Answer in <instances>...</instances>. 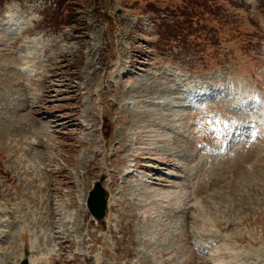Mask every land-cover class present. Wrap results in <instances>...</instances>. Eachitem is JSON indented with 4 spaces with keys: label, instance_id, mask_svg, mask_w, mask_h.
I'll use <instances>...</instances> for the list:
<instances>
[{
    "label": "rangeland",
    "instance_id": "374dc122",
    "mask_svg": "<svg viewBox=\"0 0 264 264\" xmlns=\"http://www.w3.org/2000/svg\"><path fill=\"white\" fill-rule=\"evenodd\" d=\"M56 3L0 0V264H264V148L226 133H264V0Z\"/></svg>",
    "mask_w": 264,
    "mask_h": 264
},
{
    "label": "water",
    "instance_id": "95a60500",
    "mask_svg": "<svg viewBox=\"0 0 264 264\" xmlns=\"http://www.w3.org/2000/svg\"><path fill=\"white\" fill-rule=\"evenodd\" d=\"M88 201L91 213L96 217V219L102 220L106 213L107 202L106 193L100 183L96 184V187L90 193ZM23 264H27V262L25 261Z\"/></svg>",
    "mask_w": 264,
    "mask_h": 264
},
{
    "label": "bare ground",
    "instance_id": "6f19581e",
    "mask_svg": "<svg viewBox=\"0 0 264 264\" xmlns=\"http://www.w3.org/2000/svg\"><path fill=\"white\" fill-rule=\"evenodd\" d=\"M6 17L7 18H9L10 20H12V21H15L16 20V17L15 16H10V15H6ZM15 18V19H14ZM14 25H16V24H14ZM16 28H18V30L20 31V32H24L25 30H22L20 27H16ZM15 28V29H16ZM20 28V29H19ZM195 94H196V90H192L191 92H190V94H188L187 96H186V98L190 101V99L192 98V97H194L195 96ZM173 122H176V123H174V125L175 126H178L179 125V122L177 121V120H173ZM182 129V127H178V129ZM110 201V200H109ZM189 237V236H188ZM187 237V238H188ZM212 237V236H211ZM23 238H24V236H23ZM196 238H198V237H196ZM195 238V239H196ZM209 238H207V240H208ZM211 239V238H210ZM197 242V241H196ZM193 245V244H192ZM203 245V244H202ZM206 246V245H205ZM203 247H204V245H203ZM205 249H206V247H205ZM25 250V249H24ZM27 250V249H26ZM232 251V250H231ZM233 251H235V250H233ZM257 255V254H256ZM260 255V254H259ZM249 257V256H248ZM25 258V257H24ZM207 262V261H206ZM30 264H34V262L32 263V261L30 260Z\"/></svg>",
    "mask_w": 264,
    "mask_h": 264
}]
</instances>
